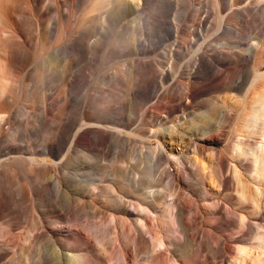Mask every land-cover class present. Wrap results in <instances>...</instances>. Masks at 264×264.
Returning <instances> with one entry per match:
<instances>
[{
  "label": "rangeland",
  "instance_id": "obj_1",
  "mask_svg": "<svg viewBox=\"0 0 264 264\" xmlns=\"http://www.w3.org/2000/svg\"><path fill=\"white\" fill-rule=\"evenodd\" d=\"M92 1H14L20 30L0 26L27 54L3 80L16 104L0 154L33 151L55 179L42 193L44 181L23 180L24 157L1 158L28 208L0 221L16 224L0 264H237L236 248L258 237L241 217L261 222L246 153L264 120L250 133L245 114L264 99V0H115L89 13Z\"/></svg>",
  "mask_w": 264,
  "mask_h": 264
},
{
  "label": "bare ground",
  "instance_id": "obj_2",
  "mask_svg": "<svg viewBox=\"0 0 264 264\" xmlns=\"http://www.w3.org/2000/svg\"><path fill=\"white\" fill-rule=\"evenodd\" d=\"M14 1L16 3L18 2L23 3V4L27 3V0H0V26L4 24L5 25L3 26L4 28L7 27L8 29L11 30V32L14 31L15 33V30H14L15 28H16V32L20 29L19 28L17 29V25L15 28H13V24H15L16 22L13 21L14 22L13 23L11 20V12H12L11 7H13ZM114 2L115 0H93L92 3L90 4L91 7H90L89 13H92V12L98 13V11H103L104 9L109 10L115 5L116 2L115 3ZM121 4L122 6H125L126 2L123 1V3ZM113 10H115V8ZM105 12H108V11H105ZM21 17L22 19L24 18L23 11L21 12ZM89 17L90 16L88 15L87 18ZM26 21L27 20L25 21L21 20V22H26ZM10 36L12 39L15 40V44L18 46V47L16 46L17 48L9 47L7 43L9 40L8 41L6 40L7 42L0 41V133L3 132V126L5 124H9V123L11 124L10 120L14 116V107L16 104V100L14 96H12L13 93L14 94L16 93V89L12 85H9L8 83L5 84L3 82L5 78V74H7L8 71H10L12 68H14L17 65L18 57L24 56L26 58L27 56L24 48L21 47V44L14 37V35H10ZM68 54H70V51L69 50L65 51V60H62L64 58H61L62 57L61 55H51L49 56L46 62V65L48 66V68H55L61 64H65L68 59ZM2 61H4V64H2ZM5 61L7 62V64L5 63ZM248 110H249L248 113L245 114V121H246L245 122L246 124L244 123L245 127L247 130H249L250 133L251 132L257 133L259 130L258 127L263 125L262 122L264 120V99H261V100L259 99V101L255 102L252 106H250ZM47 111H48L47 108L42 107V113H43L42 118L43 119H46V114H48ZM24 115L28 116V112H25ZM24 120H27V119H24ZM259 131L262 132L261 130ZM74 144H75V141H73V145ZM255 146H256L255 149L253 150L250 149V151L246 153V159L249 162V166L251 168L250 170L251 182L255 185V188L253 189H255V191L257 192L256 194L259 195V200L253 203L255 204L254 205L255 208L253 207L255 209L254 213L260 216L261 222L251 223V222H247L248 219L246 220L245 217H241L240 227H242V229L246 228L248 232H251V230L256 229L258 231L257 233L258 237L256 238V243L251 244L250 248H245L241 246H238L236 248V258L235 259L237 261V264H246L247 261H251L252 264H264V191H263V188H264V134L258 136L257 142H255ZM12 155H20V157L25 158V162H26V165H28V167H27V170H24V174H25L24 175L25 179H23L24 181H26L27 183H35V182H39V180L44 181V182H41L43 184L40 183L42 193H43V189H46V187L44 186L45 183L47 186H49V183L55 180L53 177L46 176V171H47L46 166L38 162V160L36 159L35 153L33 151H30V150L25 151L23 149H20L19 147H16V148L9 147L7 152H5L3 155L0 154V179L4 180L12 187L9 190L10 193H7V194H5L4 192L0 190V221L6 216V215L4 216L6 212L10 213V215L14 217H17L21 213H23V211L26 208H28V205H27L28 191H27L26 185L16 182L18 178L17 172L12 170L9 162L3 161V159H1L2 157L7 158ZM236 156L240 157L241 154L236 152ZM200 166H201L200 169L201 168L205 169L204 165H200ZM56 185H57V188L60 187V184L58 182L56 183ZM237 191H238L239 197L245 201L247 199L245 196V186L239 181H238ZM172 203L168 206L165 203L166 207L164 208L165 209L164 215L166 214L165 215L166 218L169 217L170 215L172 216V211L174 210ZM138 208H140L142 213L147 212L146 208H144L141 204H139ZM145 216H148V214L143 215L144 222L145 221L148 222L149 219L146 218ZM113 220L115 221L116 218L113 217ZM138 223L140 226H145L143 225L142 220H138ZM15 225L16 224L13 222H6V221L0 225V239H3L7 245L14 244V239L10 235L13 232V229H15L14 228ZM153 240H154L155 247L156 246L161 247L162 243L160 239L155 238ZM4 256L5 255L0 254V260L4 259ZM14 258L11 259L10 261L11 263H13ZM74 260L76 261V264H94L92 261H88L87 259H82L79 256H75ZM23 262L24 264H30L28 260H24Z\"/></svg>",
  "mask_w": 264,
  "mask_h": 264
}]
</instances>
